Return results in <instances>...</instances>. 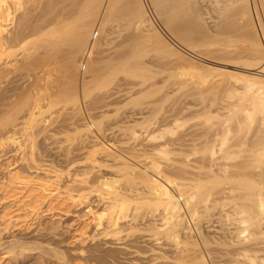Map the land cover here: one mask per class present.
I'll list each match as a JSON object with an SVG mask.
<instances>
[{
	"label": "bare ground",
	"instance_id": "bare-ground-1",
	"mask_svg": "<svg viewBox=\"0 0 264 264\" xmlns=\"http://www.w3.org/2000/svg\"><path fill=\"white\" fill-rule=\"evenodd\" d=\"M148 2L154 16L156 17L158 22L168 32H170V34L172 35V39L177 44L186 47V48L185 47L182 48H185V50H189L187 48H191V46H189L190 43L188 42H190V40L192 39L197 40L198 44L200 43L201 46L207 47L208 52L212 48L210 52L212 54L211 61L215 59V63H218L221 66H223L221 68L231 67L233 69L234 67L235 69V67L238 66L240 70L245 72L246 74L242 75V73H240L241 74L240 75L234 73L235 71L232 73L230 71L224 70L223 71L224 74L221 72L222 74L221 78L219 77L220 74H218V76L213 75V78L214 77L220 78L218 80H216L217 79L216 78L215 79L216 81L212 80L211 82V81H207V79L203 80L211 83V84L207 83L208 87L205 88V89L209 88L208 90L210 95L211 92L213 91L215 93L223 92V94L221 93L220 95L222 96L224 95V97L226 98L225 100L224 97L217 99L216 97H218L219 94H217L218 96H213V98L214 99L216 98L218 101L223 100L222 102L224 104L221 103L222 106L220 105L221 107H217L216 102L215 103L213 102L212 106H210L209 103L212 102L213 98L209 96V98L211 97L212 99H209L211 101L208 102V105L210 107H213L215 104L216 107L218 108L216 109L215 107V110H213L212 112V110L211 111L208 110L209 108H205V109L203 108L207 102L203 101V99L202 100L200 99V104H201L200 106H202V108L199 106L197 107L198 109H195L194 107V110H197V112H199L204 109L203 110L204 113H202V116L205 118L201 116H197L201 118L200 120L201 125H197L199 127L194 125L196 126L195 128L194 127L190 128V126L188 125L189 130L185 127L186 129L184 128L183 132H185V130L187 131L185 133H182L183 135L181 137L179 134L180 137L179 139L176 140L173 137L175 141L174 139L173 141H171V139L169 138L171 142H168L167 140L166 143H170L169 145L171 147L170 149L168 148V150H166L167 151L166 155H163L161 153L159 154L157 151L156 153L158 154L153 156L152 153L153 157L150 156L151 158L149 157V155L146 156L145 154H144L145 157H143V159L141 157H140L141 159L138 158L139 156L143 155V154L139 155V153H141L139 152V150L140 148L144 150V148H142L143 145L142 142L144 138H140L139 135L141 133L137 135L132 132L131 135L130 131L129 132L131 136V141H128L127 143L125 142L119 143L117 141L119 143L118 146L116 145L117 148L114 144H109L107 146H104L103 144L99 143L100 140L98 139L101 137V135L103 137L105 136V134H102V132L105 130L103 131L101 130L102 128L101 122H98L97 131H95L94 133H91L90 129H88L82 132L83 133L82 136L78 137L77 140L75 139L74 143L71 141V143H73V145H71L73 146V149L72 147L71 149L75 151H79V150L82 151V147L87 143L96 144V146H98L96 147L98 150L95 149L96 150L95 152L100 151L101 155L104 156V158H108L109 161L113 162V165L116 166L117 164L116 167H119L118 165H122V167L124 166L125 167L124 169L121 166L120 168L124 170V173L125 171H127V176L122 175L123 172L121 174L122 169L119 171L120 173L116 171L117 173L124 176V178L126 176V178L129 181L133 180L132 178H134V176H137L139 181L143 182L142 183L143 186L145 185L143 187L142 184L139 182L140 185L142 186L141 188H143V190L145 188L147 189L145 190L147 191L146 194L148 193V198L150 199L149 201H152L151 202L152 205L154 204L157 205L155 209L156 211L150 213L148 212L149 214L146 215L147 213L144 214L143 212L145 211L143 210L144 207L143 209H140L138 206L132 207L131 210L132 212L129 211L127 208V210L130 213L126 211L125 208L126 205L125 204L120 205L123 202V201L121 202V200H119L120 202L119 204L117 200L118 199L117 197L119 195L117 196L116 193L115 194L117 197H115V195H114L115 198H112L111 196L110 197L113 200L117 198L116 199L117 201H113V203L107 202L108 203L107 206H105L106 205L105 202H102V200H100L101 198L100 199L97 198L98 200L88 201L87 202L88 204L85 205L84 204L85 201L91 200L92 198L91 199H88L89 197L87 198L88 194H87V190H85L86 189L85 185L88 183L86 182V178L85 177L83 178L81 176H78L80 178L78 180L72 179L73 180L72 182H76L75 184L77 185V187L81 191H86V192L85 193L83 192L84 194L80 193L81 195L77 194L78 196H75L77 197V199L76 198L72 199L73 198L72 196H68L67 198H65L68 199V203L66 202L67 201L66 200L65 201L66 204L64 206L62 205V202L60 200L59 202H56L55 200L57 199V197H59L58 196L59 193L57 192L58 189L55 188L56 187V185L54 184L55 180H52L50 178V175H48L52 173L55 176V173H53L54 170H52L54 168H52L53 165L51 160L54 158V157L52 158L53 144L50 145L48 144L49 142L47 143L48 140L47 137L50 136V133L48 135V131L50 128L52 129V131L54 130L53 128L54 125H52V122H56V119L59 120L58 118L59 116H61V118L62 116L63 117L65 116L64 117L65 119L67 118L69 119V121L67 120L68 122H70L71 120L72 122L76 123L81 120V116L79 114L80 111L79 101L80 102L84 101V99H86L87 95L89 94V89H86L88 83H93L95 84L94 86L103 85L107 81H109V79L111 80V77L114 74H118V73H121V76L123 77L133 76L134 78V76L135 77L142 76L141 78H144L143 75H145L144 71L146 70V69L144 70V66L146 65L143 66L142 62L140 61V57L143 58L147 56L148 54L147 52L145 56L142 55L144 54L145 51L150 49V47H152L154 43L166 47L165 46L166 43L162 40V38L159 36L156 29L154 28L141 1L140 0H17V2L13 4L11 2L12 5L9 8H6L5 0L4 2L3 0H0V170H1L0 194H1V198L2 199L9 198L10 194L12 193L13 195H11L12 198L10 197V199H14V196L15 197L16 195L19 196L18 193L22 191L21 192L22 194L20 193L21 196H19V198L17 199L15 198L12 203L14 202L20 203L22 202V199H24V201L25 198L26 200L28 199V201H25L24 203L22 202L23 205L21 207H22V212L24 213L22 216H24V219H29V220L40 219L45 215H50V218L59 217L61 214L67 215L71 212V208H77L83 204L85 205L84 209H87V215H88L84 221L78 222L74 230V233H72V235L68 237V239L70 240L68 243L69 245L74 243L77 245H75V247L69 251L61 252L59 250L60 251L59 252L57 250H54V248L53 249L48 248L42 250L38 248V246L32 248L28 246L27 244L28 242H22L21 240L37 238V240L39 241L47 240L49 242L52 241L51 243L61 245L62 243L65 242L64 241L65 239L64 240L61 239V236L42 234L40 228H35V230L32 231H26L25 229H22L21 231L19 230V236H21L22 238L15 239L13 238V236H10L9 230L11 229V227L12 228L16 227L17 222H15L14 225H12V223H7L8 222L7 219H12V217H10L11 212H5V211L0 212V222L4 224L3 229H0V255L6 256V258H10L12 260L17 258L18 257L17 255H20V253L29 252L32 253V255H34V260L37 261L38 264H264V0H148ZM6 6L8 7V5ZM250 10L253 11V14L256 18L254 19L258 23L257 26L261 34L262 42L261 40H259L260 37L257 38V36H255L256 30L253 29L254 27L251 21L252 17ZM41 11L43 12L42 15H40ZM44 12L47 13L52 12V15L54 16L50 14L52 18L48 20L46 18H48L49 15L47 16L46 15L47 13ZM43 16H47V17L45 18ZM95 20L99 22L97 31H99V34H101L102 32L103 35L102 34L101 35L103 37L108 36L110 31H112L113 29L114 30L117 29L119 31V34H117L116 37V40L119 39L117 40L118 41L117 45L115 44L116 42L115 40H114L115 42L113 41L114 46L112 45L113 42L111 43L112 47L111 45H109L110 44L109 42L107 43L105 42L106 44L105 43L103 44L107 48L106 56L104 55L105 54L104 52L103 55L105 57L103 56L104 57L103 59L99 57L102 55L100 51H99L100 53L99 56L97 55L90 56V53H93L94 51L93 49L96 50L98 48V50H100L103 48L100 47L101 44L99 43L102 40L97 39L99 42L94 43L93 41H91L89 45H87L88 44L87 39L89 38L87 36L89 35V31ZM47 24L52 25L49 26L50 29L52 27L51 31L48 30L45 31L46 26L48 28ZM99 34L96 33V37L97 35L99 37ZM93 35L92 37L90 36L91 40L96 38V37L93 38ZM36 37L37 38L39 37V39L37 40ZM103 37L102 39L104 40L105 38ZM108 37L106 39H108ZM30 38H33L31 40H34L36 38V40H34L36 42L32 41L34 43L28 45L27 44L28 41L31 42L29 40ZM191 45L193 46L194 44L192 43ZM208 46H210L211 48ZM197 47H199L198 50L203 48V47L200 48V46ZM197 47L195 48L197 49ZM208 48L210 49L208 50ZM162 49L164 50L163 47ZM91 50L93 51L91 52ZM151 50H149V52ZM196 52L197 51H195V54L198 53ZM96 53L97 52L94 51L93 54ZM204 53L202 52V54L200 53V55L203 56ZM210 53H208L207 56H209ZM198 55L199 53L197 54V56ZM79 56L84 57L85 60L84 62L85 66L81 68L82 70L83 69L85 70L84 71L85 75H80V77L77 75V62L79 60L78 59ZM207 56L205 58H207L208 60ZM47 66L58 67L60 78L59 81H57V84L53 83L54 85L47 92L46 98L50 99V101L59 100L70 103V105L66 109L63 108L64 111L61 109L62 111L60 110L59 113H55L54 114L55 117L52 114L50 115L48 114L50 109L49 111L48 109L45 110V108L43 110L42 108L43 106L42 107L39 106L38 104L39 102L33 103L35 102L33 101L32 106H29L31 101L34 100L33 98H35L34 96L36 95V92L39 89L38 86L40 85L39 82L40 76L45 72L44 69ZM80 66L82 67V63ZM155 69H157V67ZM238 71L239 69L237 70V72ZM170 75H172V73ZM184 75L186 76V73L183 74L182 76ZM179 76L180 78L182 77L181 75ZM119 78L117 80L120 81ZM147 79L149 78L147 77ZM142 80H140V82H142ZM145 81L146 83L148 82L146 79ZM144 82H142V84ZM186 82H182V83L185 84ZM200 82H196V84ZM109 83L111 82L109 81ZM194 83L192 84L194 85ZM203 84L204 83H202L201 85L203 86ZM78 86L81 91L79 92L81 96L80 100H79L80 96H78L77 94ZM136 86L137 85H135V87ZM202 86L199 85V87ZM142 87L143 86L141 85V90ZM165 87H169V86H165ZM183 87L185 88V86ZM192 87L193 86H191V88L188 89L191 90ZM195 88H193L192 90H194ZM114 89L116 88L114 87ZM120 89H118V91ZM130 89L132 88L130 87ZM170 89H173V87H171ZM181 89L178 90L181 91ZM203 89L204 88H202L201 90ZM137 90L139 91V89ZM174 90L175 89H173V92L178 91V90L176 91ZM201 90L200 93L197 92L196 93L202 95ZM118 91L116 90L111 92L108 91L106 92V94H103L100 97L103 104H106L107 106L110 105V103L113 100L115 99L117 100V98H121L122 96L127 97L124 95L125 93L123 94L125 90L124 91L122 90L123 91L122 93L121 91L120 93H118ZM171 91H169L168 93H171ZM38 92L41 93V91L39 90ZM143 93L145 94V92ZM118 94H122V95H118ZM139 95L141 94L139 93ZM170 95L171 94H169V96ZM173 95L174 94H172V98L177 97L171 100L172 103H174V105L175 102H173V100L178 103L180 97L182 99L185 97L182 93L181 95H183V97L180 96V94L179 97L177 95L176 96ZM142 97L140 98L147 100V98H144L145 96L142 95ZM205 97L206 100H208L207 99L208 96L205 95ZM182 101H185V99H183ZM202 101L205 104H202ZM139 102L141 103L140 99L138 101V104ZM93 104H95V102H93ZM181 104L182 103H180L179 107L181 106ZM144 105L141 107L143 109L142 110L143 112L145 108L147 110L148 108L150 109V107L148 108L146 107V104ZM154 106L156 107L155 104ZM173 106H172V110L176 109L177 105L175 106V108ZM183 106L186 105H182L181 107ZM161 108L162 106L159 109ZM184 108H186L188 112L190 111V108L188 107H183L181 109ZM132 109H134V107H132ZM12 110L14 111L12 112ZM147 110L146 112H148ZM179 110L177 108V111ZM191 110L193 109L191 108ZM45 111H48L46 113L49 115V118L51 119L56 118L55 121H53L52 119L51 123H49L50 121L48 119H47L48 121L44 120L45 116H43L44 115L43 113H45ZM180 111L178 113L181 115L182 111L181 113ZM221 111H225V113ZM170 112H174V113L176 112L175 110L170 111L169 109V112L165 113L166 118H168L169 121L172 123L171 119L173 120L176 117L173 118L174 116H171L172 113L170 115ZM18 113H20L19 116ZM96 113L97 112H92V115H94L93 118L95 117ZM168 113L169 116H167ZM178 113H176V115ZM27 116L29 117V119ZM25 118L28 119L29 126L31 125V123L33 124L29 127L31 128L33 126L30 129V131H28L29 134L33 133L34 130L35 133L33 134L37 133V136L39 135L40 137L44 136L42 141H39L38 145L36 146L39 150H42L41 155L45 154L48 159L39 160L40 162H38V164L35 162L36 158L33 159V157L36 155H34V153L31 154L32 151L30 152L28 151V149L26 150L27 145H25L24 143L26 142L25 134H27V131H25L26 129L24 127L25 125L24 121L26 120ZM204 119H206L205 122ZM159 120H161V118ZM152 121H154V118ZM162 122L164 123V121ZM63 123L64 122H61V124ZM174 123L176 125V122ZM65 124H63V127H65L64 126ZM130 126L129 128L126 129H130ZM63 127L60 126V128ZM137 127L138 125L136 126V128ZM136 128L134 130H136ZM131 131H133V129ZM138 131L137 133H139ZM105 132H108V129ZM115 133L116 131H112V129L111 130L109 129V132L106 135L108 134L113 135ZM17 134L19 135V140L17 139L19 142L18 144L17 141L16 143H14L15 142L14 140L16 139L14 137ZM33 134L31 135L33 136ZM121 134L120 136H122ZM128 134L129 133H127V135ZM114 137L115 136H113V139ZM37 138L36 141L39 140ZM127 138H129V136ZM149 138L148 140L146 139L145 140L150 144L151 140H149ZM165 138L167 139V137ZM52 139L53 138H51V140ZM5 140H8V143L6 145L8 144L10 145L14 143L15 146L13 145L10 147L11 148L15 147V148L10 149L9 151L5 150L3 148L4 144L6 143ZM179 141L182 144H180ZM42 142H44L45 145ZM145 144L147 143L145 142ZM178 145L182 147L188 146L187 148L190 149H188L187 154L182 150L184 147L183 148L181 147L182 149L180 150V148H177ZM136 146H138L139 149ZM194 146L195 148H193ZM10 147L8 146V148ZM129 147L130 148L136 147L138 151L134 149L133 152L136 151L137 156L139 155L138 157H136L138 158V160H136V158H134L135 160H133L132 158L135 157L136 155L135 156L131 155L132 158L130 157L131 158L130 160H133V162L136 161V164H134L136 166L132 165V168H129V165H131V163L129 164L127 161L122 162L124 161V159L121 157L123 154L122 152H124V154L127 153ZM111 148L113 151L111 150ZM118 148L121 150V152H118ZM164 148L167 147L164 146ZM185 148L184 150L186 151L187 148L186 149ZM114 149L115 151L117 150L116 152H118L119 154L122 153L121 156L114 153L115 152ZM27 151L30 153V155ZM181 151H183L185 154H183ZM9 152L11 153L14 152V154L16 153L15 154L16 157L11 155L10 156L11 158L9 159L8 156ZM98 152L95 154H99ZM31 155H33V157H31ZM53 156L56 157L57 155L55 154ZM41 162L47 163L46 166L51 168L50 171L48 172L46 171L45 174H42V171L39 170L38 167V165L40 166L39 163ZM126 162L128 163L127 166L125 165ZM97 166L95 167V169H93L95 170L94 171L95 175L97 174L99 175V172L102 171V170L100 171ZM105 166L107 165L105 164ZM11 167L13 168L10 169ZM101 167L102 166H100V169ZM161 167L164 168L162 170L165 173L167 171L168 175H166L161 170ZM128 169L131 170L132 172L131 171L128 172ZM113 170L110 171L112 172ZM148 171L149 173L150 172L152 173V176L145 175V173L146 172L148 173ZM128 173L133 175V177H131V180L129 179L130 174L128 175ZM116 176L117 175H115V177ZM86 177H91V175L89 176L88 174V176ZM95 178H97V176ZM95 178L94 180H96ZM103 183L105 184V182ZM100 184H102V182ZM106 185H109V183ZM107 187L109 188V186ZM129 188H131V186ZM145 190L143 192H145ZM127 191L129 192V190ZM139 191L137 190L136 192ZM122 197L124 196L122 195ZM135 197H137V195ZM106 199L107 198H105V200ZM140 200L141 199L139 198L138 202ZM180 200L183 202V204L181 205H180L181 203ZM54 202L56 204H54ZM115 202L116 203L118 202V204H116ZM123 205L125 206L123 207ZM99 206H102V208L103 207L107 208L103 210L105 212L108 210V212H106L108 213V216L106 215L107 216L106 219H94L95 211H93V209ZM140 210L143 213H141ZM150 211H152V209ZM99 217L100 218L102 217L100 213L98 214V218ZM186 219H189L192 222L191 223L189 221L191 224H193V229H191L188 226L189 224L186 222ZM24 223H26V220H24ZM92 223H94V226L92 228L93 231L90 233L91 231L90 230L88 233L87 232L88 226L92 225ZM201 229L209 233L210 236L209 235L208 236L211 237L212 244H209L206 240L205 241L203 240L201 241L202 243L199 242L200 244H202V246L200 247V245L198 246V244H196L197 242L195 243L194 241H192L193 238L190 239L193 232L192 230L200 231ZM204 254L208 259L207 261H205L204 259Z\"/></svg>",
	"mask_w": 264,
	"mask_h": 264
},
{
	"label": "rangeland",
	"instance_id": "rangeland-1",
	"mask_svg": "<svg viewBox=\"0 0 264 264\" xmlns=\"http://www.w3.org/2000/svg\"><path fill=\"white\" fill-rule=\"evenodd\" d=\"M9 1H10V3H9ZM14 1V2H13ZM141 1V3H142V5H143V7L145 8V10H146V12H147V15H148V17H149V19L151 20V22H152V24H153V26H154V28L156 29V31H157V33L159 34V36L162 38V40L166 43H164L165 44V46L166 47H164L163 45L162 46H160L159 44L157 45V43L155 44L154 43V45H155V47H154V45L152 46V47H150V49H146L147 51H145L144 52V54L142 55V56H145L147 53V56H145V57H140V61L142 62V64H143V66L144 65H146V66H144V74L146 75H143V77L144 78H141L142 76H134V78H133V76H125V77H123V76H121V73H118V74H114L112 77H111V80L109 79V81L111 82V83H109V81H107L105 84H103V85H96V86H94L95 84H93V83H88L87 84V86H86V89H89V94L87 95V97H86V99H84V101L85 100H87V101H82V102H84V103H82V102H80L79 101V114H80V116H81V120L79 121V122H72L71 120H70V122L72 123H70V122H68L69 121V119L67 118V119H65L63 116H62V118H61V116H59L58 118H59V120H57L56 118H52L53 119V121H55V119H56V122H52V125H54L53 126V128H54V130L52 131V129L50 128L49 129V131H48V135H49V133H50V136H48L47 138H48V140H47V143L48 144H50V145H52L53 144V147H52V151H53V155H57L56 157L55 156H53L52 155V158L53 159H51L52 160V168H54V169H52V170H54V172L53 173H55V176H54V174H48V175H50V178L52 179V180H55V185H56V187L55 188H57L58 190H57V192L59 193L58 194V196L59 197H57V199L55 200L56 202H59V200L62 202V205L64 206L65 204H66V202L68 203V199H65V198H67L68 196H72L71 198L72 199H77V197H75V196H78V195H81L80 193H82V194H84L86 191H81L78 187H77V185L75 184L76 182H72L74 179L75 180H78V179H80L78 176H81V177H85L86 178V182L88 183V184H86L85 185V190H87V198L88 199H91V200H87V201H85V205L86 204H88L87 202L88 201H92V200H98V199H100V200H102V202H105L106 203V205L105 206H107V202H110V203H113V201H117L118 200V202H119V200H121V204H120V202H119V204L120 205H122V204H125V205H123V207L125 206V208H126V211H131L132 210V207H139L140 209H143V207H144V209L143 210H145V211H143L144 212V214H146V215H148L150 212H153V211H156L155 209H156V206L157 205H152V201H149L150 199L148 198V193L146 194V190H145V192H143L144 190H143V188H141L142 186H143V182H141V181H139V179H138V177L137 176H134V178H132L133 180H134V182H133V180H131V177H133V175H131L130 173H128V175L130 176H128L129 177V179L131 180V181H129L127 178H126V176H127V171H125V173H124V166L122 167V165H118L119 167H116L117 166V164H116V166L115 165H113V162H111V161H109V159L108 158H104V156H102L101 155V153H100V151L98 152L99 154H95V153H97V152H95L96 150H98L96 147H98V146H96V144H94V143H87V144H85L84 146H85V148H84V146L82 147V151L81 150H79V151H75V150H72L73 149V146H71V145H73V143H74V140L76 139H78V137H80V136H82V132H84V131H86V130H88V129H90V132L91 133H94L95 131H97V125H98V122H101L102 123V128H101V130L103 131V130H105V131H107V129H108V132H109V129L111 130L112 129V131H116V133L115 134H111V135H106L108 132H105V131H103L102 132V134H105V136H106V138H105V136L103 137L102 135H101V137L100 138H103V139H100V138H98L100 141H99V143H101V144H103L104 146H107V145H109V144H114L115 146L117 145L118 146V144L119 143H127L128 141H131V136H130V132H131V135H132V132L134 133V134H140L139 136H140V138H144V140H143V145H142V148H144V150L143 149H141L140 148V150H139V152H141V153H139V155L141 154H143L142 156H137V153H136V151H138L137 150V148L139 149V147L138 146H136V147H132V148H128V151H127V153H125L124 154V152H122V153H118V152H121V150L118 148V152H116L115 151V149L117 148V146H116V148L114 149V153H116V154H118V155H120L121 156V154H122V158L124 159V161H122V162H125V161H127L129 164L131 163V165H129V168H132V165L133 166H136V165H134V164H136V161H134L133 162V160H135L134 158H136V157H138V158H142L143 159V157H145V155L146 156H148L149 155V157L150 156H152V153H153V156H155L156 154H163V155H166V150H168V148L170 149V143H166V141L168 140V142H171V141H173V139L175 138L176 140L177 139H179L183 134L182 133H185L187 130H185V132H183L184 131V128L186 127L188 130H189V126H190V128H195L197 125H201V122H200V120H201V118L200 117H197V116H201V117H203L202 116V113H204V109L205 108H209L208 110H212V112H213V110H215V107H216V105H217V107H221L222 106V104H224L221 100H217L218 98H223L224 97V95L222 96V95H220L221 93L223 94V92H218V93H215L214 91L213 92H211V95H210V93H209V88H207V89H205L206 87H208L207 85L208 84H211L210 82H207V81H211L212 82V80L213 81H216V80H218V79H220L222 76V74H221V72L224 74V70L225 71H230V72H234V73H237V74H240V73H242V75H245L246 73L245 72H243V71H241L240 70V68L237 66V67H235V69H234V67H233V69L231 68V67H227V68H221V67H223V66H221L220 64H218V63H215V59H213L212 61H211V59H212V54L210 53L211 52V47L210 46H208V47H210V48H208V50L210 49V51L208 52L207 51V47L206 46H201L200 45V43L198 44L197 42V40H190V42H188V43H190L189 44V46H191V48H187V49H189V50H185V46H181V45H179V44H177L173 39H172V35L170 34V32H168L159 22H158V20L156 19V17L154 16V14H153V12H152V10H151V8H150V5H149V2H148V0H140ZM3 2H4V0H3ZM11 2H12V4L13 3H15V2H17V0H5V7L6 8H9L12 4H11ZM7 3V4H6ZM9 3V4H8ZM6 5H8V7L6 6ZM50 12V11H49ZM48 12V13H49ZM250 12H251V21H252V24H253V29H255L254 31H255V36H257V38L258 37H260L259 38V40H261V34H260V31H259V28H258V26H257V21L255 20L256 18H255V16H254V14H253V11L252 10H250ZM41 14L40 15H42L43 14V12L41 11L40 12ZM44 13H47V12H44ZM46 14L47 16H48V18H46L47 16H43V17H45L46 19H50V18H52V16H54V15H52V12L51 13H49V14ZM52 16H51V15ZM53 14H54V12H53ZM255 18V19H254ZM98 24H99V22L97 21V20H95L94 22H93V25L91 26V29H90V31H89V35L87 36V37H89L88 39H87V45H89V43L91 42V41H93L94 43L95 42H99L98 40H102V41H100L99 43L101 44V48L102 49H100V50H98V48L95 50V49H93L94 51H96L97 53L96 54H93L94 53V51L93 50H91V52L93 51V53H90V56H92V55H97V56H99V54L101 53L102 55L101 56H99V57H101L102 59L106 56V50H107V48L105 47V45H103L105 42L107 43V42H109L108 44L109 45H111V43L114 41L115 42V44L117 45V40H119V39H117L116 40V37H117V34H119V31L117 30H112V31H110V33H109V37L108 36H106V37H103L102 35H103V33L101 32V34H99V31H97L98 30ZM48 25V24H47ZM49 26H52V25H48V28H47V26H46V28H45V31L46 30H48V31H51L52 30V27H51V29H50V27ZM93 33H92V32ZM99 34V37H98V35H97V37L95 38V39H90V36L92 37V35L93 34ZM116 34V35H115ZM258 34V35H257ZM260 34V35H259ZM113 35H115V36H113ZM103 38H107L108 37V39H109V41H108V39H102V37ZM114 37H115V39H114ZM34 38V37H33ZM33 38H30L29 40L31 41V42H29L28 41V45H31L32 43H34V42H36V41H34V40H36V38L34 39V40H31V39H33ZM118 38H119V35H118ZM39 39V37L37 38V40ZM98 39V40H97ZM111 39V40H110ZM32 41H34V42H32ZM102 42V43H101ZM114 42L112 43V45L114 46ZM261 42H262V40H261ZM30 43V44H29ZM105 43V44H106ZM194 44L193 46L191 45V44ZM107 44V45H108ZM196 44V45H195ZM112 45H111V47H112ZM159 46V47H158ZM197 46H200V48H202V49H200V50H198L199 49V47H197ZM105 47V48H104ZM109 47V46H108ZM162 47L164 48V50L162 49ZM182 47H185V48H182ZM195 47H197V49L195 48ZM153 48H154V50H153ZM160 48H161V50H160ZM165 48H166V50H165ZM152 49V50H151ZM206 49V50H205ZM149 50H151L150 52H149ZM202 50H204V51H202ZM99 51H100V53H99ZM164 51V52H163ZM189 51V52H188ZM195 51H197L198 53H199V55L197 56V54H195ZM104 52H105V54H104ZM147 52V53H146ZM154 52V53H153ZM159 52H161V53H159ZM202 52L204 53L203 54V56H201L200 55V53L202 54ZM208 53H210L209 54V56H207V54ZM105 56H104V55ZM152 54V55H151ZM195 54V55H194ZM83 56V55H82ZM82 56H79V60H78V62H77V75L80 77V75H85L84 73V69L82 70L81 68V63H82V65H83V59L82 58H84V57H82ZM104 56V57H103ZM171 56V57H170ZM208 57V60H207V58H205V57ZM158 58V59H157ZM168 58V59H167ZM171 58V59H170ZM210 58V59H209ZM165 59V60H164ZM182 59V60H181ZM80 60H81V62H80ZM164 60V61H163ZM168 60H170V61H168ZM150 61V62H149ZM156 63H155V62ZM163 61V62H162ZM168 61V62H167ZM189 61H190V63H189ZM166 62V63H165ZM171 62V63H170ZM181 62H182V64H181ZM153 63V64H152ZM161 63H163V64H161ZM192 63H193V65H192ZM160 64V65H159ZM167 64V65H166ZM154 65V66H153ZM188 65V66H187ZM193 66H195V67H193ZM86 67H87V65H86ZM157 67V69H155ZM181 67V68H180ZM193 67V68H192ZM196 67H198V68H196ZM150 68V69H149ZM153 68V69H152ZM164 70H163V69ZM180 68V69H179ZM190 70H189V69ZM192 68V69H191ZM58 69V67H56V66H47V67H45V69H44V73L40 76V85L38 86V90L39 91H41V93L40 92H38V90H37V92H36V95L34 96L35 98H33L34 100H32L31 101V103L29 104V106H32V104L33 103H38L39 104V106H43L42 108H43V110H44V108H45V110H47L48 109V111H49V109H50V113L48 112V111H45V113H43L44 115L43 116H45V118H44V120H49L50 122L49 123H51V121H52V119L51 118H49V115L50 114H52L54 117H55V113H59L60 112V110L62 109L63 111H64V109H66L69 105H70V103H67V102H65V101H54V100H51L50 101V99H47L46 98V94H47V92L49 91V89H51V87L56 83L57 84V81H59V78H60V73H59V69ZM148 69V70H147ZM182 69H183V71H185V72H183L182 71ZM188 69V70H187ZM197 69V70H196ZM239 69V73L237 72V70ZM55 70H56V72H55ZM162 70H163V72H162ZM189 71V72H188ZM192 71V72H191ZM194 71V72H193ZM200 71V72H199ZM214 71V72H213ZM219 71V72H218ZM241 71V72H240ZM146 72V73H145ZM160 72H161V74H160ZM179 72V73H178ZM182 72V73H181ZM53 73V74H52ZM56 73V74H55ZM151 73V74H150ZM159 73V74H158ZM162 73H163V75H162ZM172 73V75H170ZM186 73V76L184 75V76H182L183 74H185ZM191 73V74H190ZM198 74V76H199V78H198V76H197V74ZM150 76H148V75ZM153 74V75H152ZM167 74V75H166ZM196 74V75H195ZM218 74H220V78L218 77H214L213 78V75L214 76H218ZM178 75V76H177ZM179 75H181L182 77L180 78V76ZM189 75V76H188ZM241 75V74H240ZM54 76V77H53ZM162 76V77H161ZM165 76V77H164ZM177 76V77H176ZM57 77V78H56ZM120 77V78H119ZM131 77H132V79H131ZM147 77L150 79H147ZM154 77H155V79H154ZM160 77V78H159ZM169 79H168V78ZM189 77V78H188ZM202 77V78H201ZM203 77H205V78H203ZM53 78H55V79H53ZM120 79V81L119 80H117V79ZM141 78V79H140ZM162 78V79H161ZM178 78V79H177ZM182 78H183V80H182ZM186 78V79H185ZM187 78H188V80L190 79L191 80V82L192 83H194V85H195V87H197V88H195L194 87V85L190 82V80H189V83H191V84H189L188 83V80H187ZM192 78H193V80H192ZM210 78V79H209ZM217 78V79H216ZM52 79V80H51ZM138 79H140V80H142V79H144V80H142V82H144L145 81V79L148 81L147 83H146V81L142 84V82H140V80H138ZM167 79V80H166ZM206 80L207 79V81H203V80ZM216 79V80H215ZM124 80V81H123ZM134 80H136V81H134ZM170 80V81H169ZM177 80V81H176ZM186 80H187V82H186ZM197 80V81H196ZM119 81V82H118ZM132 81V82H131ZM139 83H138V82ZM151 81V82H150ZM159 81V82H158ZM163 81H164V83H163ZM181 81V82H180ZM200 81H202V82H200ZM153 82V83H152ZM161 82V83H160ZM178 82V83H177ZM182 82H186L185 84L184 83H182ZM196 82H200L201 84L202 83H204L203 84V86L200 84V83H197L198 84V86H197V84H196ZM51 83V84H50ZM54 83V84H53ZM128 83V84H127ZM132 83H135V84H132ZM172 83V84H171ZM181 83V84H180ZM187 83H188V85H187ZM208 83V84H207ZM119 86H117V85ZM138 84H139V86H138ZM153 84H154V86H153ZM161 84H163V85H161ZM45 85H46V87H45ZM91 85V86H90ZM112 85V86H111ZM114 85V86H113ZM122 85V86H121ZM129 85H131V86H129ZM135 85H137L138 86V88H137V86L135 87ZM141 85L143 86L142 87V90H141ZM173 85V86H172ZM199 85L200 86H202V87H199ZM117 86V87H116ZM127 88H126V87ZM145 86V87H144ZM165 86H169V87H165ZM183 86H185V88L183 87ZM189 86V87H188ZM191 86H193L192 87V89L193 88H195L194 90H189L190 88H191ZM210 86V85H209ZM103 87H104V89H103ZM106 87V88H105ZM109 87V88H108ZM114 87L116 88V89H114ZM120 87H121V89H120ZM130 87L133 89V91H132V89H130ZM162 87V88H161ZM171 87H173V89H175L174 91H176V90H180L182 87V89H181V91H176V92H173V89H170ZM177 87V88H176ZM238 87V86H237ZM150 88V89H149ZM189 88V89H188ZM202 88H204L203 90L204 91H206V92H204L203 90H201ZM112 89V90H111ZM118 89H120L119 91H118ZM129 89H130V91H129ZM137 89H139V91L137 90ZM144 89V90H143ZM170 89V90H169ZM198 89V90H197ZM202 91L201 93H202V95L201 94H197V93H200V90ZM238 89V88H237ZM114 90H116V91H118V93H120V91H121V93L125 90V92H123V94L125 95V96H127V97H124V96H122V97H124V98H117V100L115 101V100H113V101H115V102H111L110 103V105H107L106 106V104H103V102L101 101V99H100V97L103 95V94H106V92H111V91H114ZM123 90V91H122ZM149 90V91H148ZM163 90V91H162ZM172 90V91H171ZM211 90V89H210ZM239 90V89H238ZM169 91H171V93H168ZM192 91V92H191ZM208 91V92H207ZM212 91V90H211ZM43 92V93H42ZM79 92H81L80 91V88H79V86H78V89H77V94H78V96H80V94H79ZM131 92V93H130ZM143 92H145V94L143 93ZM165 92H166V94H165ZM178 92V93H177ZM197 92V93H196ZM139 93L141 94V95H139ZM176 93V94H175ZM181 93L185 96V97H187V98H183V99H185V101H182L183 99L180 97V100H179V102L177 103L176 101H174L173 100V102H175V105H174V103H172V99L174 98H172V94H174L173 96H178L179 97V94H180V96H182L183 97V95H181ZM216 95H215V94ZM92 94V95H91ZM127 94V95H126ZM169 94H171L170 96H169ZM217 94H219V96L217 95ZM38 95V96H37ZM43 95V96H42ZM118 95H122V94H118ZM130 96V99H129V96ZM142 95L143 96H145L144 98H147V100L146 99H142L143 97H142ZM148 95V96H147ZM160 95V96H159ZM161 95H163V96H161ZM205 95H207L208 96V100H206V97H205ZM93 96V97H92ZM149 96H151V97H149ZM169 96V97H168ZM209 96H211L212 98H213V96H218V97H216L215 99L213 98H209ZM139 97V98H138ZM140 97H142V98H140ZM153 97V98H152ZM158 97V98H157ZM160 97V98H159ZM163 97V98H162ZM166 97V98H165ZM204 97H205V100H204ZM39 98H43L44 99V101H43V99L41 100V99H39ZM45 98H46V100H45ZM88 98V99H87ZM91 98V99H90ZM150 98V99H149ZM167 98H170V99H167ZM175 98H177V97H175ZM174 98V99H175ZM81 99V96L79 97V100ZM134 99H135V101H134ZM139 99H140V101H141V103L139 102V104H138V101H139ZM154 99V100H153ZM163 101H162V100ZM166 99H167V101H166ZM179 99V98H178ZM182 99V100H181ZM200 99L202 100L203 99V101H205V102H207L206 104L205 103H203V101H202V104H205V106L203 107L204 109L203 110H201V111H199L200 113H201V115H200V113L199 112H197V110H194V107H195V109H198L197 107H199L201 104H200ZM209 99H212V102H210L211 100H209ZM226 98L224 97V100H225ZM90 100V101H89ZM119 100V101H118ZM130 100V101H129ZM132 100V101H131ZM144 102H143V101ZM159 102H158V101ZM177 100V99H176ZM199 100V101H198ZM213 100H215V101H213ZM217 100V101H216ZM33 101H35V102H33ZM42 101V102H41ZM153 101V102H152ZM154 101H156V102H154ZM170 101V102H169ZM178 101V100H177ZM181 101V102H180ZM187 101V102H186ZM192 101V102H191ZM196 101V102H195ZM33 102V103H32ZM53 102V103H52ZM56 102V103H55ZM58 102V103H57ZM93 102H95V104H93ZM147 102V103H146ZM184 102H185V104H184ZM208 102H210L209 104H210V106H212V104H213V102L215 103L216 102V105L214 104V106L213 107H210L209 105H208ZM44 103V104H43ZM177 103V104H176ZM180 103H182L181 104V106L182 105H186V106H183V107H188V108H190V111L188 112V110H186V108H184V109H181V108H183V107H179V105H180ZM191 103V104H190ZM220 103V104H219ZM222 103V104H221ZM42 104V105H41ZM47 104V105H46ZM52 104V105H51ZM93 104V105H92ZM139 106H137V105ZM144 104H146V107L148 108V107H150V109H152L153 107V109L152 110H150L149 108H148V110L145 108V107H143V108H145L148 112H146V110L144 109V112H146V113H144L142 110V106L144 105ZM148 104V105H147ZM149 104H150V106H149ZM152 104V105H151ZM154 104L156 105V107L154 106ZM158 104V105H157ZM49 105V106H48ZM83 105V106H82ZM85 105V106H84ZM95 105V106H94ZM174 105V106H173ZM177 105V106H176ZM221 105V106H220ZM46 106V107H45ZM97 106V107H96ZM99 106V107H98ZM109 106V107H108ZM118 106V107H117ZM120 106V107H119ZM134 107V109H132V107ZM136 106V107H135ZM145 106V105H144ZM162 106V108H164L165 109V111H164V109H159L160 107ZM172 106L175 108V106H176V109H173L172 110ZM191 106V107H190ZM206 106H209V107H206ZM48 107V108H47ZM92 107V108H91ZM96 107V108H95ZM122 107V108H121ZM139 109H141V110H139ZM152 107V108H151ZM201 108H202V106H200ZM216 107V109H218ZM55 108V109H54ZM64 108V109H63ZM99 108V109H98ZM110 108V109H109ZM129 108V109H128ZM130 108H131V110H130ZM158 109V110H156V109ZM177 108H178V110H179V108H180V110L182 111V113H181V111H180V113H181V115L178 113L179 111H177ZM187 108V109H188ZM191 108L193 109V110H191ZM214 108V109H213ZM84 109H86V110H84ZM93 111H92V110ZM113 109H115V110H113ZM122 109V110H121ZM125 109V110H124ZM166 109H168V110H166ZM169 109H170V111H174L175 110V112L176 113H178L177 115H176V113H174V112H170V115H171V113H172V115L171 116H174L173 118H175V119H171V121H172V123L169 121V119L168 118H166V114L165 113H167V112H169ZM54 110V111H53ZM61 110V111H62ZM97 110V111H96ZM98 110H99V112H98ZM124 110V111H123ZM133 110V111H132ZM139 110V111H138ZM14 110H12V112H13ZM87 111V112H86ZM92 111V112H97L96 113V115H95V119L93 118V116L94 115H92V112L90 113V112ZM120 111V112H119ZM135 111V112H134ZM156 111V112H155ZM164 111V112H163ZM167 111V112H166ZM192 111V112H191ZM196 111V112H195ZM206 111H207V109H206ZM46 112H48V114L46 113ZM53 112V113H52ZM89 112V113H88ZM101 112V113H100ZM121 112H122V114H121ZM141 112V113H140ZM143 112V113H142ZM155 112V113H154ZM221 112H224L225 113V111H221ZM100 113V114H99ZM109 113V114H108ZM133 113H135V114H133ZM151 113H153V114H151ZM159 113V114H158ZM174 113V114H173ZM198 113V114H197ZM224 113H222V114H224ZM14 114V113H13ZM19 114L20 113H18V116H19ZM90 114V115H89ZM93 114H95V113H93ZM99 114V115H98ZM119 114V115H118ZM143 114V115H142ZM147 114V115H146ZM163 114V115H162ZM184 114V115H183ZM48 115V116H47ZM51 115V116H52ZM58 115V114H57ZM139 115V116H138ZM180 115V116H179ZM187 115V116H186ZM195 115V116H194ZM205 115V114H204ZM17 116V115H16ZM46 116H47V118H46ZM118 116H121V117H118ZM126 116H128V117H126L127 118V120H126V118L125 117ZM131 116V117H130ZM151 116V117H150ZM165 116V117H164ZM167 116H169V113H168V115ZM185 116V117H184ZM256 116H257V114H256ZM28 117V116H27ZM93 119H92V118ZM97 117H99V118H97ZM150 119H149V118ZM164 119H163V118ZM184 117V118H183ZM125 118V119H124ZM134 118V119H133ZM153 118H154V121H152L153 120ZM161 118V120H159ZM172 118V117H171ZM181 118V119H180ZM190 119V121H189V119ZM203 118H205V117H203ZM26 119V118H25ZM28 119H29V117H28ZM28 119H26L25 121H24V127H25V131H27V134L29 135H27V134H25L26 135V139H25V141L26 142H24L25 143V145H27L26 146V150L28 149V151H32L31 152V154L32 153H34V155H36V156H34L33 157V155H31V157H33V159L34 158H36L35 160V162L38 164V162H40L39 160H47L48 158H47V156L45 155V154H42L41 155V152H42V150H39L38 148H37V146L36 145H38V143H39V141H42V139L44 138V136L42 137H40V135L39 136H37V133L36 134H33V133H35V131L33 130V133H30L29 134V132L28 131H30V129L33 127H31V128H29L31 125H33L32 123H31V125L29 126L28 124H29V121H28ZM66 121H65V120ZM108 119H109V122H108ZM124 119V120H123ZM167 119H168V121H167ZM47 120V121H48ZM64 120V121H63ZM68 120V121H67ZM133 120V121H132ZM135 120V121H134ZM167 122H166V121ZM182 120V121H181ZM205 120L206 119H204V122H205ZM64 122L63 124H65L66 122L68 123H66L64 126L65 127H63V124H61V122ZM83 121V122H82ZM127 121V122H126ZM131 121V122H130ZM139 121V122H138ZM162 121H164V123L162 122ZM188 121V122H187ZM28 122V123H27ZM30 122H31V119H30ZM161 124H160V123ZM174 122H176V125H175V123ZM182 124H181V123ZM202 122H203V120H202ZM73 123H74V125H73ZM112 123V124H111ZM120 123H122V124H120ZM136 125H135V124ZM138 123V124H137ZM140 123V124H139ZM148 123V124H147ZM150 123V124H149ZM168 123H169V125H168ZM173 123H174V125H173ZM194 123V124H193ZM197 123V124H196ZM77 124V125H76ZM115 124V125H114ZM128 124V125H127ZM159 125V126H157V125ZM183 124H184V126H183ZM203 124V123H202ZM66 125H68V126H66ZM113 125V126H112ZM131 125V126H130ZM138 125V127L136 128V126ZM168 125V126H167ZM181 125V126H180ZM189 125V126H188ZM194 125H196V126H194ZM59 126V127H58ZM60 126L61 127H63V128H60ZM72 126V127H71ZM76 128H75V127ZM129 126H130V129H126V128H129ZM133 126V127H132ZM156 126H157V128H156ZM175 128H174V127ZM179 126H180V128H179ZM192 126V127H191ZM115 127V128H114ZM122 127V128H121ZM136 128V130H134L135 128ZM151 129H150V128ZM197 127H199V126H197ZM66 128H68V129H66ZM120 128V129H119ZM176 128H178V129H176ZM185 128V129H186ZM64 129V130H63ZM117 129V130H116ZM133 129V131H131ZM155 129V130H154ZM158 129V130H157ZM160 129V130H159ZM94 130V131H93ZM126 130V131H125ZM139 130V131H138ZM154 130V131H153ZM162 130V131H161ZM174 130V131H173ZM182 130V131H181ZM68 131V132H67ZM122 131V132H121ZM130 131V132H129ZM137 131L139 132V133H137ZM164 131V132H163ZM173 131V132H172ZM176 131V132H175ZM178 131V132H177ZM117 132H119L122 136H120V134L119 133H117ZM142 132H144V133H142ZM151 132V133H150ZM162 132V133H161ZM174 132H175V135H174ZM180 132V133H179ZM124 133V134H123ZM127 133H129L128 135H127ZM146 133V134H145ZM166 133V134H165ZM178 133V134H177ZM31 134H33V136L31 135ZM55 134V135H54ZM79 134V135H78ZM119 134V135H118ZM144 134V135H143ZM172 134V135H171ZM179 134H180V137H179ZM37 136V137H35V136ZM78 135V136H77ZM118 135V136H117ZM146 135H147V137H146ZM177 135H178V137H177ZM15 136V135H14ZM13 136V137H14ZM72 136V137H71ZM113 136H115L114 137V139H113ZM123 136H124V138H123ZM129 136V138H127ZM141 136H144V137H141ZM53 138L52 140H51V138ZM70 137V138H69ZM107 137H108V139H107ZM118 137V138H117ZM146 137V138H145ZM150 137V138H149ZM165 137H167V139L165 138ZM172 137V138H171ZM174 137V138H173ZM14 138H16L14 141V143H16V141H17V144L19 143L18 142V140H19V135L17 134ZM34 138V139H33ZM36 138L37 139H39L38 141H36ZM74 138V139H73ZM121 138V139H120ZM148 138H149V140H151V142H150V144H149V142H147L146 140H148ZM169 138L171 139V141L169 140ZM18 139V140H17ZM31 139L32 140V143H31V140L29 141V140ZM41 139V140H40ZM71 139V140H70ZM105 139V140H104ZM130 139V140H129ZM146 139V140H145ZM165 139V140H164ZM175 139H174V141H175ZM122 142H121V141ZM6 141V143L4 144V146H3V148L5 149V150H7V151H9L10 149H13V148H15V147H10V146H15V144L13 143V144H8V145H6L7 143H8V140H5ZM51 141V142H50ZM71 141L73 142V143H71ZM107 141V142H106ZM119 143H118V142ZM164 141H165V144L167 145H165L164 144ZM4 142V141H3ZM35 142H36V144H35ZM45 142V141H44ZM44 142H42L44 145H45V143ZM145 142L147 143V144H145ZM28 143V144H27ZM179 143H180V141H179ZM16 144V145H17ZM70 144V145H69ZM95 146H93V145ZM148 144H149V146H148ZM180 144H182V143H180ZM30 145H32V146H30ZM35 145V146H34ZM49 145V146H50ZM165 147H167V148H164V146ZM7 146V147H6ZM8 146L10 147V148H8ZM34 146V147H33ZM88 146H90V147H88ZM153 146H154V148H153ZM17 147V146H16ZM33 147V148H32ZM57 147V148H56ZM71 147H72V149H71ZM93 147V148H92ZM141 147V146H140ZM147 147V148H146ZM150 149H149V148ZM157 147V148H156ZM182 146H179L178 145V147L177 148H180V150L184 147H186V146H183L182 148H181ZM188 147V146H187ZM186 147V148H187ZM190 147V146H189ZM8 148V149H7ZM164 148V149H163ZM184 148L182 149L186 154H187V151H188V149H190V148H185L186 149V151L184 150ZM193 148H195V146L193 147ZM67 149V150H66ZM81 149V148H80ZM85 149V150H84ZM87 149V150H86ZM96 149V150H95ZM131 151H130V150ZM134 149H136V151L135 152H133L134 151ZM158 149V150H157ZM39 150V151H38ZM55 150V151H54ZM72 150V151H71ZM84 150V151H83ZM111 150H112V148H111ZM120 150V151H119ZM144 152H143V151ZM148 150V151H147ZM156 150V151H155ZM161 152H160V151ZM27 151V152H28ZM51 151V152H52ZM70 151V152H69ZM74 151V152H73ZM80 151H81V153H80ZM91 151V152H90ZM113 151V150H112ZM125 151V152H126ZM130 151V152H129ZM158 151V153H156ZM183 151H181L183 154H185ZM197 151V150H196ZM68 152V153H67ZM76 152H79V153H76ZM29 153V152H28ZM73 153H75V154H73ZM135 153V154H134ZM151 155H150V154ZM16 154V153H15ZM14 154V152H9V154H8V156H9V159L11 158L10 156L12 155V156H15L16 157V155ZM37 154H38V156H37ZM67 154V155H66ZM78 154V155H77ZM80 154H81V156H80ZM94 154V155H93ZM126 154H127V156H126ZM134 154V155H133ZM145 154V155H144ZM18 155V154H17ZM29 155H30V153H29ZM45 157H44V156ZM83 155V156H82ZM91 155V156H90ZM93 155V156H92ZM131 155L132 156H135V157H131ZM123 156H125V157H123ZM152 156V157H153ZM30 157V158H31ZM83 157V158H82ZM101 157V158H100ZM102 157H103V159H102ZM133 159V160H130L131 158ZM69 158V159H68ZM85 158V159H84ZM97 158V159H96ZM99 158V159H98ZM138 158H136V160H138ZM140 158V159H141ZM151 158V157H150ZM32 159V158H31ZM84 159V160H83ZM89 159V160H88ZM129 159V160H128ZM11 160H13V159H11ZM56 160V161H55ZM66 160V161H65ZM79 160H81V161H79ZM104 160H108L107 162L106 161H104ZM88 161V162H87ZM130 161H132V162H130ZM67 162V163H66ZM92 162V163H91ZM99 164H98V163ZM106 162V163H105ZM125 163V165L127 166L128 165V163ZM87 163V164H86ZM94 163V164H93ZM104 163V164H103ZM40 164V166L38 165V167H39V170H41L42 171V174H45V172L47 171H50V169L51 168H49L48 166H46V164L47 163H45V162H41V163H39ZM67 164V165H66ZM75 166H73V165ZM77 164H78V166H77ZM85 164H86V166H85ZM90 164V165H89ZM105 164L107 165V166H105ZM15 165V164H14ZM72 165V166H71ZM84 165V166H83ZM87 165H89V166H87ZM97 165H99V166H97ZM105 167H104V166ZM16 166V165H15ZM93 167V168H91V167ZM98 167L99 168V170L101 171V172H99V175L97 174V175H95V170H93V169H95V167ZM100 166H102L101 167V169H100ZM120 166L123 168H120ZM45 167V168H44ZM85 167V168H84ZM107 167V168H106ZM116 167V168H115ZM13 167H11L10 169H12ZM43 168H44V170H43ZM49 168V169H48ZM76 168V169H75ZM84 168V169H83ZM48 169V170H47ZM86 169V170H85ZM88 169V170H87ZM114 169V170H113ZM122 169V170H121ZM162 169H164V168H162L161 167V170ZM84 170V171H83ZM92 172H94V173H92ZM108 170H109V173H108ZM110 170H113L112 172L110 171ZM121 170V174H122V172H123V174L122 175H126L125 176V178H124V176H122L121 174H119L120 171ZM1 171V170H0ZM66 171V172H65ZM89 173H88V172ZM116 171H118L119 173H117ZM131 170H129L128 169V172H130ZM150 171V170H149ZM149 171H148V173H149ZM163 171V170H162ZM166 171V170H165ZM5 172V171H4ZM3 172V173H4ZM44 172V173H43ZM57 172V173H56ZM87 172V173H86ZM111 172V173H110ZM115 172H116V174H115ZM132 172V171H131ZM164 172V171H163ZM1 173V172H0ZM39 173H41V172H39ZM67 173V174H66ZM69 173V174H68ZM77 173V174H76ZM84 173V174H83ZM92 173V174H91ZM113 173V174H112ZM147 172L145 173V175H148V176H152V173L150 172L149 174H148ZM165 173V172H164ZM64 174V175H63ZM76 174V175H75ZM85 174H87V175H85ZM88 174H89V176L91 175V177H86V176H88ZM94 174V175H93ZM101 174H103V175H101ZM119 174V175H118ZM166 175H168V173H167V171H166V173H165ZM51 175H52V177H51ZM73 175V176H72ZM83 175V176H82ZM115 175H117L116 177H115ZM68 176V177H67ZM76 176V177H75ZM93 176V177H92ZM97 176V178H95ZM55 177V178H54ZM110 177H112V178H110ZM114 177V178H113ZM121 177V178H120ZM77 178V179H76ZM89 178V179H88ZM91 178V179H90ZM94 178L96 179V180H94ZM122 178H124V179H126V180H124V179H122ZM135 178H137V179H135ZM73 179V180H72ZM92 179H93V181H92ZM100 179V180H99ZM109 179V180H108ZM89 180V181H88ZM100 182H99V181ZM137 182H136V181ZM71 181V182H70ZM122 181V182H121ZM58 182V183H57ZM102 182V184H100ZM103 182H105V184L103 183ZM124 182V183H123ZM137 184H136V183ZM142 184V186L140 185V183ZM71 183H73V184H71ZM92 183V184H91ZM94 183V184H93ZM109 183V185H106V184H108ZM120 183V184H119ZM135 185H134V184ZM95 184H96V187H95ZM112 184V185H111ZM118 184V185H117ZM132 184V185H131ZM104 185H105V187H104ZM137 185H138V187L140 188H138L137 187ZM66 186V187H65ZM70 188H69V187ZM102 186V187H101ZM107 186H109V188L107 187ZM131 186V188H129ZM145 186V185H144ZM143 186V187H144ZM100 187H101V189H100ZM126 187V188H125ZM133 187H136V188H133ZM67 188V189H66ZM88 188V189H87ZM90 188V189H89ZM97 188H99V189H97ZM72 189V190H71ZM97 189V190H96ZM118 189V190H117ZM120 189H123V190H120ZM143 191H142V190ZM102 190V191H101ZM103 190H104V193H103ZM105 190H107V191H105ZM127 190H129V192L127 191ZM131 190V191H130ZM139 191V192H136V191ZM79 191V192H78ZM101 191V192H100ZM113 191V192H112ZM115 191V192H114ZM133 191H134V194H135V192H136V194H135V196L137 195V197H135L134 196V194H133ZM19 192V191H18ZM22 192V191H21ZM21 192H19L18 193V195L19 196H21L20 195V193ZM66 192H67V194H66ZM71 192H73V193H71ZM84 192V193H83ZM89 192V193H88ZM98 192H99V195H98ZM106 192H108V193H106ZM110 192V193H109ZM120 192V193H119ZM132 192V193H131ZM141 192V193H140ZM24 193V192H23ZM65 193V194H64ZM112 193H114V194H112ZM117 194V196H116V194ZM123 193V194H122ZM126 195H125V194ZM22 194V193H21ZM54 194V193H53ZM73 194V195H72ZM76 194V195H75ZM78 194V195H77ZM105 194H107V195H105ZM109 194V195H108ZM112 194V195H111ZM120 194H122L124 197H122V195H120ZM131 194V195H130ZM11 195H13L12 193L10 194V197L12 198V196ZM98 195V196H97ZM114 195H115V197H117L116 199H112V198H115L114 197ZM129 195V196H128ZM132 195H133V197H132ZM141 195V196H140ZM19 196H17L16 195V197L14 196V199L16 198H19ZM90 196H92V197H90ZM106 196V197H105ZM108 196H109V198H108ZM112 198H111V197ZM128 196V197H127ZM10 197L9 198H5V199H2L1 198V194H0V212H11V215H10V217H12V219H7L8 220V222L7 223H12V225H14L15 224V222H17L16 224H17V226L16 227H14V228H12L11 227V229L9 230L10 232H9V234H10V236H13V238H15V239H17V238H19V239H21L22 237L21 236H19V230L21 231L22 229H25L26 231H32V230H35V228H40V230H41V233L42 234H48V235H59V236H61V239H65L64 241V243H62L61 245H57V244H55V243H51V242H49V241H45V240H37V238H32V239H26V240H24V239H22L21 241L22 242H28L27 244H28V246H30V247H32V248H34V247H37L38 246V248H40L41 250L42 249H53L54 248V250H57V251H61V252H66V251H69V250H71V249H73L74 247H75V245H77V244H71V245H69L68 243H69V239H68V237H70L71 235H72V233H74V230H75V228H76V226H77V224H78V222H82V221H84L86 218H87V209H84V204H83V202H82V204L83 205H81V206H79V207H77V208H71V212L69 213V214H67V215H60L59 217H53V218H50V215H45V216H43V217H41L40 219H31V220H29V219H24V216H22L24 213L22 212V205H23V203L25 202V201H28V199L26 200V198H25V201H24V199H22V202H20V203H22V204H20L19 202H17V203H12L13 201H14V199H10ZM104 197V198H103ZM59 198V199H58ZM98 198V199H97ZM105 198H107L106 200H105ZM111 198V199H110ZM129 198H131V199H129ZM139 198L141 199L139 202H138V200H139ZM143 198V199H142ZM133 199H134V201H133ZM138 199V200H137ZM67 200V201H66ZM71 200V199H70ZM69 200V201H70ZM105 200V201H104ZM66 201V202H65ZM131 201H132V203H131ZM142 201V202H141ZM146 201V202H145ZM181 201V200H180ZM180 201H179V203H180ZM65 202V203H64ZM118 202L116 203V204H118ZM138 202V203H137ZM141 202V203H140ZM131 203V204H130ZM136 203H137V205H136ZM149 203V204H148ZM54 204H56L55 202H54ZM139 204V205H138ZM147 204V205H146ZM181 204H183V202L181 201V203H180V205ZM10 205H12V206H10ZM14 205V206H13ZM61 205V206H62ZM134 205V206H133ZM141 205V206H140ZM148 205H151V206H148ZM129 206V207H128ZM18 207H19V209H18ZM151 207V208H150ZM106 208V207H105ZM105 208L103 207L102 208V206H99V207H96V208H94L93 209V211H95V217H94V219H106V217L108 216V213H106V212H108V210L105 212V211H103V210H105ZM127 208H128V210H127ZM146 208H147V210H146ZM107 209V208H106ZM134 209V208H133ZM148 209H152V211H150V210H148ZM154 209V210H153ZM97 210V211H96ZM102 212H101V211ZM128 211V212H129ZM141 211V210H140ZM147 211V212H146ZM104 212V213H103ZM132 212V211H131ZM142 211H141V213H143ZM149 212V213H148ZM54 213H57V212H54ZM96 213H97V215H96ZM101 214L102 215V217L100 218H98V214ZM130 213V212H129ZM107 215V216H106ZM24 220H26V223H24ZM10 221H12V222H10ZM190 220L189 219H186V222L189 224L188 226L191 228V229H193V224H191L190 222H189ZM192 225V226H191ZM82 226V225H81ZM93 226H94V223H92V225H89L88 226V233H89V231H90V233L93 231L92 230V228H93ZM3 227H4V224L2 223V222H0V229H3ZM202 230L203 229H201L200 231H195V230H192L193 232H192V235H191V238L190 239H192L193 238V240L192 241H194L196 244H198V246L200 245V247L202 246V244H200V243H202L201 241H207L209 244H212V239H211V237H209L210 235H209V233L208 232H206L205 230H203V233H202ZM194 231H195V233H194ZM205 231V232H204ZM200 233V234H199ZM208 233V234H207ZM194 235V236H193ZM209 235V236H208ZM63 237V238H62ZM200 240V241H199ZM200 242V243H199ZM72 243H73V241H72ZM48 245V246H47ZM59 251V252H60ZM18 256V257H17ZM16 257L17 258H15V259H10V258H6V256H3V255H0V264H38V262L37 261H35L34 260V255H32V253H20V255H17ZM204 259H205V261H207L208 259L206 258V255L204 254Z\"/></svg>",
	"mask_w": 264,
	"mask_h": 264
},
{
	"label": "built area",
	"instance_id": "built-area-1",
	"mask_svg": "<svg viewBox=\"0 0 264 264\" xmlns=\"http://www.w3.org/2000/svg\"><path fill=\"white\" fill-rule=\"evenodd\" d=\"M95 37H96V34L93 35V38H95ZM82 61H83V63L85 62L84 58H83ZM84 66H85V63L82 65V68H83Z\"/></svg>",
	"mask_w": 264,
	"mask_h": 264
}]
</instances>
